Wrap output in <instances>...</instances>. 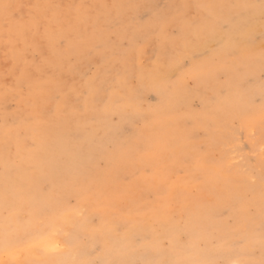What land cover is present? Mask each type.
<instances>
[{"label":"rangeland","instance_id":"obj_1","mask_svg":"<svg viewBox=\"0 0 264 264\" xmlns=\"http://www.w3.org/2000/svg\"><path fill=\"white\" fill-rule=\"evenodd\" d=\"M61 2L63 6L60 0H32L41 17L36 34L14 37L20 47L13 38L3 43L9 48L0 44V98L5 112L15 111L0 116V199L5 197L0 201V238L15 241L7 247L11 249H0V264H53L54 259L57 264L102 259L259 264L264 260V191L258 177L264 161L245 144L238 169L213 174L210 153L218 133L204 114L214 87L240 77L259 89L264 41L253 34L245 44L229 27L226 5L233 0H175L190 4L178 24L159 23L149 30V15L138 10L133 26L71 42L56 24L58 14L78 0ZM128 65L139 69L138 82H150L143 103L153 119H172L183 139L181 150L140 135L136 124L145 119L143 113L123 115L116 127L128 132H110L108 150H89L91 100H107L111 110L112 97L101 93L124 85ZM75 140L84 142L81 161L53 162ZM193 158L202 162L200 167L187 162ZM18 192L24 194L21 205L9 197ZM25 202L37 206L38 213L28 214ZM44 239L52 242L51 252L37 245ZM115 242L125 248L117 252Z\"/></svg>","mask_w":264,"mask_h":264},{"label":"clouds","instance_id":"obj_2","mask_svg":"<svg viewBox=\"0 0 264 264\" xmlns=\"http://www.w3.org/2000/svg\"><path fill=\"white\" fill-rule=\"evenodd\" d=\"M188 7L186 2L175 0H78L58 14L56 30L62 32L71 42H83L89 33L91 37H96L109 31H119L123 25L133 26L135 23L133 14L138 10H144L149 15L147 27L151 30L159 23L168 25L180 23ZM226 9L227 24L237 36L243 38L245 44L251 43L253 34H258L264 41V0H233L226 5ZM40 19L32 0H0V44L26 33L34 36L35 25ZM138 71L139 69L133 65L128 70V79L122 87L116 91L101 93L112 97L111 110L107 107V100L92 98L94 127L91 140L88 142L90 151L108 150L112 142L110 132L114 130L117 136H123L128 131L116 127L123 115L140 112L145 117L136 124L140 135L170 144L177 150L182 149L181 136L172 119L166 116L153 119L152 113L143 103V92L150 82H138L136 80ZM259 71L262 77L259 89H255L247 80L236 77L225 87H214L206 96L204 119L218 133V143L210 153V159L215 165L212 172L217 176L239 168L237 157L245 154V144L249 145L251 154L264 161V55L260 58ZM4 107L3 99L0 98V116L15 114V111L5 112ZM83 147L82 140H75L70 150L62 149L55 154L53 162L76 165L83 157ZM187 162L194 167H200L202 164L196 158ZM258 181L264 191V165L261 167ZM97 264H162V262L150 259L136 262L102 259ZM187 264L216 262L196 260ZM230 264L256 262L232 261ZM259 264H264V260Z\"/></svg>","mask_w":264,"mask_h":264},{"label":"bare ground","instance_id":"obj_3","mask_svg":"<svg viewBox=\"0 0 264 264\" xmlns=\"http://www.w3.org/2000/svg\"><path fill=\"white\" fill-rule=\"evenodd\" d=\"M36 1V0H35ZM38 1V0H37ZM59 1V0H58ZM63 1V0H62ZM192 1V0H191ZM220 1H223V0H220ZM34 2V1H33ZM46 3H47V0H46ZM62 3H64V2H61V0H60V4H62ZM68 3V2H67ZM67 3H65L66 5H67ZM71 3V2H70ZM38 4V3H37ZM41 5H42V3H40ZM45 4V3H44ZM73 4V3H72ZM35 5V4H34ZM40 5V6H41ZM70 5V4H69ZM188 5H190V4H188ZM224 5H225V3H224ZM50 6V5H49ZM62 6H63V4H62ZM46 7H48L47 5H46ZM52 7V5L50 6V8ZM43 7H41V9H42ZM45 8V7H44ZM53 8V7H52ZM66 8V7H65ZM209 8V7H208ZM207 8V9H208ZM45 9H47V8H45ZM43 10V9H42ZM53 10V9H52ZM56 10V9H55ZM192 10H193V8H192ZM47 11H48V9H47ZM51 11V10H50ZM59 11V10H58ZM60 11H61V9H60ZM190 11V10H189ZM40 12V11H39ZM46 13V12H45ZM208 15H209V12H208ZM215 15H217V14H215ZM142 16H144V15H142ZM57 17V16H56ZM201 17V16H200ZM199 17V18H200ZM203 18V17H202ZM212 18V17H211ZM201 19V18H200ZM197 21H198V19H197ZM191 22V21H190ZM189 22V23H190ZM42 23V22H41ZM204 23H206V22H204ZM43 26H46L45 24L43 25ZM42 27V26H41ZM52 27V26H51ZM226 27V26H225ZM225 27H224V30H225ZM39 28V27H38ZM43 28V27H42ZM53 28V27H52ZM222 28V27H221ZM49 29V28H48ZM55 29V28H54ZM223 29V28H222ZM22 30V29H21ZM40 30V29H39ZM207 31H209V30H207ZM40 33V32H39ZM222 34V33H221ZM220 34V35H221ZM26 35V34H25ZM29 35V34H28ZM27 35V36H28ZM27 36H25L26 38H27ZM218 36V35H217ZM219 37V36H218ZM13 38V40H16V39H14V37H12ZM30 41V40H29ZM12 42V41H11ZM15 42H18V45H19V40L17 41H15ZM241 42V41H240ZM21 43V42H20ZM25 43V42H24ZM12 44V43H11ZM238 44V43H237ZM3 45V44H2ZM1 45V46H2ZM13 45V44H12ZM22 45V44H21ZM230 45H232V44H230ZM4 46V45H3ZM7 46V45H6ZM6 46H4V48L6 47ZM243 46V45H242ZM8 48H9V45L7 46ZM11 47V46H10ZM18 47V46H17ZM16 47V49H19V48H17ZM19 47H20V45H19ZM26 47V46H25ZM25 47H24V49H25ZM1 48H3V47H1ZM60 48V47H59ZM263 48V47H262ZM28 49V48H27ZM244 49H246V48H244ZM21 50V49H20ZM2 52H3V50H1ZM5 51V50H4ZM167 52V51H166ZM3 53H5V52H3ZM15 53V52H14ZM24 53V52H23ZM44 53H45V51H44ZM164 53V52H163ZM13 54V53H12ZM11 54V55H12ZM25 54V53H24ZM7 55V54H6ZM16 55V54H15ZM22 55V54H21ZM149 55V54H148ZM148 55H145V57L146 56H148ZM242 56V55H241ZM257 56V55H256ZM10 57V56H9ZM16 57V56H15ZM20 57V56H19ZM22 57V56H21ZM16 59V58H15ZM22 60V59H21ZM27 60V59H26ZM15 61V60H14ZM32 60H30V62H31ZM141 61H143V60H141ZM150 61V60H149ZM29 62V63H30ZM15 63H16V61H15ZM23 63V62H22ZM143 63V62H142ZM231 63V62H230ZM236 63V62H235ZM129 64V63H128ZM133 64V63H132ZM131 64V65H132ZM130 65V64H129ZM129 65H128V67H129ZM8 66H10V65H8ZM30 67H31V65H29ZM155 66V65H154ZM170 66V65H169ZM240 67V66H239ZM238 67V68H239ZM9 68H13V67H9ZM130 68V67H129ZM156 68V67H155ZM158 68V67H157ZM163 68H165V67H163ZM229 68H231V67H229ZM28 69V68H27ZM11 70V69H10ZM22 71H24V70H22ZM164 71V70H163ZM25 72V71H24ZM27 72H29L28 70H27ZM234 72V71H233ZM32 73V71L29 73V74H31ZM155 73V72H154ZM207 73V72H206ZM7 74H9V73H7ZM29 74H27V75H29ZM35 74H37V73H35ZM61 74V73H60ZM59 74V75H60ZM201 74V73H200ZM204 74V73H203ZM214 74V73H213ZM16 75V74H15ZM241 75V74H240ZM245 75V74H244ZM17 76V75H16ZM37 76V75H36ZM66 76V75H65ZM196 76V75H195ZM214 76V75H213ZM38 77V76H37ZM53 77H56V75H53ZM58 77V76H57ZM69 77V76H68ZM127 77V76H126ZM138 77V76H137ZM194 77V76H193ZM70 78V77H69ZM138 79V78H137ZM125 80V79H124ZM151 80V79H150ZM54 81H57V80H54ZM59 81V80H58ZM65 81H67V80H65ZM90 81V80H89ZM141 81H143V80H141ZM87 82H88V80H87ZM86 81H85V83H87ZM98 82V81H97ZM185 82V81H184ZM190 83V82H189ZM54 84V83H53ZM159 84V83H158ZM161 84V83H160ZM184 84V83H183ZM192 84V83H191ZM185 85V84H184ZM189 85V84H188ZM221 84H219V86H220ZM190 86V85H189ZM8 87V86H7ZM163 87V86H162ZM6 89V88H5ZM258 89V88H257ZM1 90V89H0ZM88 92V91H87ZM43 94V93H42ZM87 97V96H86ZM109 97V96H108ZM104 99V98H103ZM34 105V104H33ZM85 105V104H84ZM59 106V105H58ZM12 107V106H11ZM19 107H21V106H19ZM23 108V107H22ZM31 108V107H30ZM60 108H61V106H60ZM23 110V109H22ZM39 110V109H38ZM56 110V109H55ZM32 111V110H31ZM31 111H30V113H31ZM58 112V111H57ZM61 113V112H60ZM140 113H142V112H140ZM134 119V118H133ZM30 120V119H29ZM33 121V120H32ZM35 122V121H34ZM40 122V121H39ZM134 122V121H133ZM136 123V122H135ZM82 124V123H81ZM203 126H205V125H203ZM202 126V127H203ZM204 129V128H203ZM136 130V129H135ZM202 130V129H201ZM128 132V131H127ZM31 134V133H30ZM32 135V134H31ZM38 135V134H37ZM41 135V134H40ZM33 136V135H32ZM34 139H35V136H34ZM44 139V138H43ZM33 141V140H32ZM34 141H36V139L34 140ZM182 141H183V139H182ZM40 143H42V142H40ZM170 145V144H169ZM195 145V144H194ZM192 146H193V144H192ZM191 146V147H192ZM245 147V146H244ZM36 148V147H35ZM178 155V154H177ZM193 155H195V154H193ZM150 157V156H149ZM181 157H183V156H181ZM153 158V157H152ZM151 158V159H152ZM150 159V158H149ZM181 159V158H180ZM31 160V159H30ZM164 160V159H163ZM129 162V161H128ZM152 162V161H151ZM154 162V161H153ZM155 162H156V160H155ZM157 162H158V160H157ZM130 164V163H129ZM170 166V165H169ZM178 166H180L181 167V164H179ZM177 166V167H178ZM206 167V166H205ZM209 167V166H208ZM131 168V167H130ZM168 168V167H167ZM182 168V167H181ZM210 168V167H209ZM213 168V167H212ZM212 168H210V169H212ZM174 171V170H173ZM230 176V175H229ZM143 177V176H142ZM172 177H173V175H172ZM196 177V176H195ZM194 177V178H195ZM225 177V176H224ZM235 177V176H234ZM238 177H240V176H238ZM187 178V177H186ZM231 178V177H230ZM247 178V177H246ZM145 179V178H144ZM235 179V178H234ZM237 179V178H236ZM235 179V180H236ZM241 178H239V180H240ZM148 180H149V177H148ZM158 180V179H157ZM140 181V180H139ZM141 181H142V179H141ZM162 183H164V181L162 182ZM185 183V182H184ZM165 184V183H164ZM33 186H35L34 184H32ZM184 185V184H183ZM161 186H162V184H161ZM160 186V187H161ZM164 186V185H163ZM189 186V185H188ZM195 187H197V186H195ZM202 187V186H201ZM208 187V186H207ZM206 187V188H207ZM178 188V187H177ZM183 188V187H182ZM188 188V187H187ZM186 188V189H187ZM235 188V187H234ZM192 189H193V187H192ZM198 189V188H197ZM135 191V190H134ZM187 191V190H186ZM192 192V191H191ZM188 193H189V188H188ZM138 194V193H137ZM140 194V193H139ZM136 195V194H135ZM170 195H171V193H170ZM24 196V194H23V192L22 193H20V192H18V193H15V195H12V196H9V197H12V199L14 200V202H19L20 200L21 201H23V198L22 197ZM202 196H203V194H202ZM204 197V196H203ZM2 198V200L4 201L5 200V197H1ZM16 199V200H15ZM132 199V198H131ZM184 199V198H183ZM211 199V198H210ZM1 199H0V201H2ZM199 200V199H198ZM25 203H27V202H25ZM120 203V202H119ZM17 204V203H16ZM19 204L21 205V202H19ZM28 205H29V203H27ZM189 204V203H188ZM0 205H1V202H0ZM27 205V207H26V211H27V213L28 214H30V215H35V213H38L37 212V209L39 210V208L37 207V206H32V205H29L28 206ZM183 208V207H182ZM16 214V213H15ZM9 215H11V214H9ZM79 215V214H78ZM19 217L21 216V215H18ZM24 216V215H23ZM125 216V215H124ZM123 216V217H124ZM127 217V216H126ZM163 217H165V216H163ZM161 219H164V218H161ZM167 219V218H166ZM168 219H169V217H168ZM94 220V219H93ZM65 221H66V219H65ZM68 222V221H67ZM112 222V221H111ZM150 222V221H149ZM48 225L47 226H49V225H51L50 224V222H49V220H48V223H47ZM168 224V223H167ZM69 227V226H68ZM175 227L174 226H171V228H170V230H173ZM196 228V227H195ZM20 229V228H19ZM116 229V228H115ZM59 229H57V231H58ZM67 230V229H66ZM65 231V230H64ZM64 233V232H63ZM54 235V234H53ZM53 235H51L52 237H53ZM57 235V234H56ZM63 236V235H62ZM56 238V237H55ZM127 238V237H126ZM182 238V237H181ZM52 240V239H51ZM60 240V239H59ZM15 241H13L12 239L10 240V238L9 239H6V238H3L2 236H1V238H0V249H3V248H7V247H10L11 246V244L12 243H14ZM56 243H57V239H56V241H55ZM55 243V244H56ZM255 243V242H254ZM261 243V242H260ZM54 244V245H55ZM37 245L40 247V248H42L43 250H45V251H49V250H51L52 249V247H53V244H52V242L50 241V240H48V239H44V240H39L38 242H37ZM56 246V245H55ZM64 246V245H63ZM114 248H115V250L117 251V252H119V251H122L124 248H125V244L123 243V242H115L114 243ZM56 247H58V246H56ZM55 247V248H56ZM34 248V247H33ZM32 248V249H33ZM61 248V247H60ZM59 247H58V249H60ZM79 248H81V247H79ZM9 249H11V248H7V250H9ZM37 250L38 248H34V250ZM66 249V248H65ZM42 250V251H43ZM38 251V250H37ZM77 251V250H76ZM25 252H27V251H25ZM29 252V251H28ZM27 252V253H28ZM34 252V251H33ZM49 252H51V251H49ZM22 253V252H21ZM44 253V252H43ZM17 254V253H16ZM16 254H14V255H16ZM36 254V253H35ZM45 254V253H44ZM22 255H23V253H22ZM27 255V254H26ZM48 255V254H47ZM10 256V255H9ZM21 256V255H20ZM32 256V255H31ZM48 257V256H47ZM4 259V258H3ZM21 259V258H20ZM19 259V260H20ZM42 259V258H41ZM47 259V258H46ZM247 259V258H246ZM18 260V261H19ZM24 260V259H23ZM26 260H27V258H26ZM44 260V259H43ZM3 261H6V260H2V262ZM17 261V262H18ZM38 261V260H37ZM39 261H41V260H39ZM16 262V261H15ZM16 262V263H17ZM21 262H22V264H23V261L21 260ZM59 262V260L58 259H54L53 261H52V263L53 264H57ZM172 262H176V264H179L177 261H176V259H174ZM172 262L170 263V264H172ZM220 261H218V263H219ZM4 263H6V262H4ZM8 263H10V262H8ZM11 264V263H10Z\"/></svg>","mask_w":264,"mask_h":264}]
</instances>
